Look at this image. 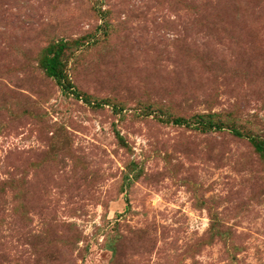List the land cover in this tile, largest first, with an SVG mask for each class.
Here are the masks:
<instances>
[{
  "label": "rangeland",
  "instance_id": "obj_1",
  "mask_svg": "<svg viewBox=\"0 0 264 264\" xmlns=\"http://www.w3.org/2000/svg\"><path fill=\"white\" fill-rule=\"evenodd\" d=\"M253 139L264 0H0V264H264Z\"/></svg>",
  "mask_w": 264,
  "mask_h": 264
},
{
  "label": "trees",
  "instance_id": "obj_2",
  "mask_svg": "<svg viewBox=\"0 0 264 264\" xmlns=\"http://www.w3.org/2000/svg\"><path fill=\"white\" fill-rule=\"evenodd\" d=\"M56 54H53L52 56H50L49 58H47L45 60V67L46 69L48 70V73L49 74H52V75H56V73H58L56 71V63H58V61L56 60ZM65 87H69L70 85L69 84H63ZM207 125L208 126H217V127H220V124L218 123H214L212 121H208L207 122ZM235 132L238 133L237 130H235ZM252 144L254 146V148L259 151L261 154H264V140H261V139H253L252 140Z\"/></svg>",
  "mask_w": 264,
  "mask_h": 264
}]
</instances>
